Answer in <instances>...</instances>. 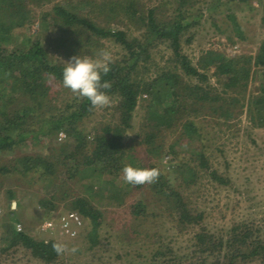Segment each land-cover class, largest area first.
Instances as JSON below:
<instances>
[{
    "label": "rangeland",
    "instance_id": "rangeland-1",
    "mask_svg": "<svg viewBox=\"0 0 264 264\" xmlns=\"http://www.w3.org/2000/svg\"><path fill=\"white\" fill-rule=\"evenodd\" d=\"M23 1L25 8L30 11L31 19L22 26L12 27L6 33L0 32V46L31 49L35 40L40 38L49 56L64 63L73 55L92 54L100 46L111 51V60L119 59L126 53L122 45L110 37L101 40L103 45H93L87 50L80 48L77 54H61L59 49L50 44L57 34L50 30L47 23L49 20L46 23L41 21L43 12H54L56 4L65 5L83 15L94 16L101 25L128 30L131 35L140 36L144 32V29L137 28L133 20L124 13L114 14L113 19L112 14L108 16L106 9L100 13L98 5L103 0ZM135 2V8L144 14L150 8H155V16L160 21L170 20L180 11L188 20L196 21L181 39L183 52L194 62L207 49H214L231 57L252 55L254 59L264 42V0H187L182 6L179 0ZM230 12L235 14L243 36L230 18ZM189 36L192 37L190 41L187 40ZM151 51L154 62L140 76L152 79L162 72L176 71L182 75L183 80L196 82L195 77L185 75L179 68L175 69V62L171 61L173 51L166 42H158ZM208 73L210 83L220 85L217 79L218 70L212 67ZM262 84L264 64H254L248 83L247 100L260 91ZM38 93L37 97L44 96V102L50 105V109L45 105V116L56 114L67 103L78 101L74 92L63 84H54L49 76L38 89ZM162 94L167 96L165 92ZM109 96L111 102L108 105L95 107L90 114L79 120L80 135L89 141L83 147V153L79 157L81 161H84V151H91L94 147L92 140L95 132L101 130L105 123L113 125L121 121L117 109L120 97ZM149 97L148 92L141 94L131 119L132 126L123 133L124 140L133 142L136 147L135 158L127 163L139 167L158 165L165 173L169 185L181 192L191 213L203 214L199 223L180 229L173 205L168 204L163 199L164 196L156 193L150 183L129 190L124 198H120L124 201L117 202L109 196V191H118L121 185H125L121 171L114 179V175L101 169L99 164L91 176L81 173L70 176L64 165L58 163L54 167V183L50 185H46L40 178L38 181L29 180L15 171L0 172V235L4 232L5 223L12 221L16 225L21 223L22 230L38 239L56 238L65 243V252L50 264H156L153 256L160 245L171 247L169 256L173 253L184 255L194 248L195 233L201 227L218 235H226L233 222L237 221L259 226L260 234L264 237V127L252 123L248 102L232 119L214 116L205 109L191 110L189 117L201 133L199 141L192 142L186 135L183 126L185 116L173 128L158 133L150 142H139L144 136L143 123L148 114ZM14 100L9 104L10 110L25 102H34L25 96ZM26 129L31 131L26 141L11 150H0V166L9 165L13 158L24 154L53 153L57 145L75 140L74 136L64 130L65 136L59 139L61 129L58 133L49 134L36 123L26 126ZM173 142L181 148L178 155L170 151ZM197 148L205 151L209 168L199 166ZM181 164H184L183 168L180 167ZM213 169L226 177L228 182L221 183L213 179L209 172ZM66 191L68 194L64 196ZM54 192L57 207L50 212V209L40 204L39 198ZM77 195L88 197L102 211L95 242L89 236L93 225L88 217H84V226L76 236L53 235L42 229L44 221L52 218L54 212L75 210L70 207V202ZM138 200L144 203L148 215L133 212ZM13 215L16 220H12ZM0 245H5V242H0ZM73 247L76 248L75 252L71 250ZM259 263L258 260H252L237 264ZM0 264L48 263L34 257L24 246L18 245L0 253Z\"/></svg>",
    "mask_w": 264,
    "mask_h": 264
},
{
    "label": "trees",
    "instance_id": "trees-1",
    "mask_svg": "<svg viewBox=\"0 0 264 264\" xmlns=\"http://www.w3.org/2000/svg\"><path fill=\"white\" fill-rule=\"evenodd\" d=\"M179 2L182 6L187 0ZM135 5V0H103L99 3L98 10L100 9L101 13L106 9L108 16L112 14V19L115 18L114 14L124 13L133 20L137 28L144 29L140 36L131 35L128 30L122 28L101 25L94 16L80 14L62 4H56L54 12H43L41 17L43 23L49 20L47 23L50 30L57 34L50 44L59 49L61 54H77L80 48L87 50L93 45H103L101 40L110 37L126 50L121 58L111 60L110 71L103 75V79L111 84L110 88L103 90L108 95L120 97L117 109L121 121L113 125L105 123L101 130L95 132L92 140L94 147L91 151H84V161L79 160V157L89 141L86 137H81L78 123L95 107L87 98L78 97V101L67 103L63 110L45 116V105H48V109L50 105L44 102V96L37 97L38 89L45 84L47 76L52 77L54 84H63L64 62L51 58L40 38L35 40L31 49L0 46V150H11L26 141L31 132L26 126L35 123L46 133H58L61 129L75 138L73 142L67 141L57 145L50 154H24L15 157L9 165H1L0 172L15 171L29 180L38 181L40 178L46 185H50L54 183V167L58 163L64 165L70 176L79 173L91 176L100 164L101 169L109 171L116 179V174L121 171L123 165L135 158V144L125 141L123 133L132 126L133 112L141 94L146 92L150 96L149 109L143 123L144 136L139 142H150L158 133L173 128L185 116L183 126L186 135L192 142L199 141L201 133L189 117L191 110L205 109L214 116L232 119L247 102L252 123L264 127V84L258 93L252 94L247 100L253 65L264 64V42L254 59L252 55L231 57L220 51L207 49L202 51L194 62L183 52L181 39L196 21L188 20L181 11L170 20L160 21L155 16V8H150L148 13L144 14L135 8ZM229 16L242 35L243 30L235 14L230 12ZM30 19V11L25 8L23 0H0V32L6 33L12 27L22 26ZM187 38L188 41L192 39L191 36ZM158 42H166L172 48L171 61L175 62V69L179 68L185 75L195 77L196 82L183 80L182 75L176 71L162 72L152 79L140 76L154 62L151 49ZM212 67L219 72L217 79L220 85L210 83L208 70ZM9 78L11 80H8ZM163 92L167 94L166 97ZM19 96H25L34 102H25L10 110L9 104ZM170 151L178 155L181 148L173 142ZM196 153L199 166L209 168L205 151L197 148ZM183 166L184 164L180 165L182 168ZM151 167L159 169L156 164L148 168ZM159 171L158 178L150 185L156 193L164 196L163 199L168 204L173 205L179 228L184 229L190 224L199 223L203 214L191 213L181 192L169 185L165 173L160 169ZM195 172L197 173V170ZM209 172L213 179L221 183L228 182V179L215 169ZM142 185L134 186L126 182L124 186L121 185L120 190L109 191V196L117 202H123L124 199L120 198H124L129 190L141 188ZM67 194L66 191L64 196ZM55 195L54 192L39 198L40 204L50 209V212L57 207ZM70 207L91 220L93 226L89 236L95 242L102 211L84 195L74 196ZM145 210L144 203L138 200L133 212L148 215ZM12 220H16L14 215ZM260 231L259 226L254 227L249 222L241 221L233 222L226 235H218L201 227L195 233L196 241L190 253H173L169 256L171 247L160 245L153 258L156 259V264H237L252 260L264 264V237ZM54 241L59 240L38 239L27 231L18 230L16 224L9 221L5 223L4 232L0 235V242H5V245H0V253L21 245L29 249L34 257L50 264L60 256L52 248Z\"/></svg>",
    "mask_w": 264,
    "mask_h": 264
},
{
    "label": "clouds",
    "instance_id": "clouds-1",
    "mask_svg": "<svg viewBox=\"0 0 264 264\" xmlns=\"http://www.w3.org/2000/svg\"><path fill=\"white\" fill-rule=\"evenodd\" d=\"M111 51L100 48L92 54L73 55L62 68V83L77 97L87 98L93 107H103L111 102L110 96L103 90L111 87L109 81L103 79L111 69ZM160 174L156 167H139L126 163L121 169L122 179L130 185H141L154 182ZM15 207V204H13ZM54 251L60 255L67 245L60 241L52 243ZM73 252L76 248L71 249Z\"/></svg>",
    "mask_w": 264,
    "mask_h": 264
},
{
    "label": "built area",
    "instance_id": "built-area-1",
    "mask_svg": "<svg viewBox=\"0 0 264 264\" xmlns=\"http://www.w3.org/2000/svg\"><path fill=\"white\" fill-rule=\"evenodd\" d=\"M65 136L63 130L59 132V139ZM17 229H22L21 223H17ZM84 226V217L76 210L56 211L52 218L44 221L42 229L53 235L76 236Z\"/></svg>",
    "mask_w": 264,
    "mask_h": 264
}]
</instances>
